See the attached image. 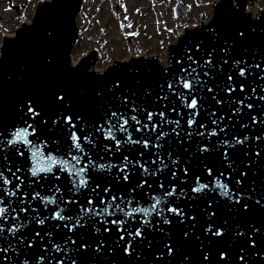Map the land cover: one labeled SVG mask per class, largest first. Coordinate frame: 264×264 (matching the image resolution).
Instances as JSON below:
<instances>
[{
  "label": "water",
  "instance_id": "obj_1",
  "mask_svg": "<svg viewBox=\"0 0 264 264\" xmlns=\"http://www.w3.org/2000/svg\"><path fill=\"white\" fill-rule=\"evenodd\" d=\"M258 1L218 0L209 21L200 26L184 28L177 42L169 46L166 65L162 64L157 56H139L127 61L116 60L104 71H98L95 66L99 63L100 57L95 49L79 58L76 64L73 63L72 54L79 40L77 19L85 0L40 1L36 5L31 22L24 23L15 30L14 35L3 39L0 47V54H2L0 57L2 58L0 59V121L3 124H0V129L11 130L13 126L24 127L18 105L26 99H33L39 105L37 110L40 116L34 120L28 117L24 119L36 128L35 135L29 136V139L35 143L46 144L41 149L45 154L51 152L56 156L66 157V153L71 150L70 131L76 132L81 137V146L87 154L83 162H87L88 157L91 156L98 163L120 164L122 158L128 156L130 160L139 159L152 170L159 164L158 160L157 164L151 162L157 159L153 153H159L168 164V168H164L157 176L150 178L152 181H157L152 183L151 189L145 185L143 189H137L132 195L139 200L141 206L147 207L152 203L151 196L162 195L165 189H170L169 181H171L176 186V193L167 197L160 207L165 208L166 211L165 205H171L175 201L173 206L182 207L186 213L197 217L195 227L191 220H187L184 224L174 222L170 228L165 226L164 232L150 231L148 239L152 241L151 247L148 246L147 241L139 244L133 241L138 255L134 253L131 256L125 255L119 248L114 254L109 253L108 247H112L118 240L116 226L108 225L113 228L110 233H104L102 229L99 233L86 230L80 235L90 245H94L96 240L100 239L108 247L104 248L103 254H97L90 246L88 251L81 252L77 264H245V262L246 264H264V208L253 203L249 211L241 210L238 214H233L223 202L227 197L220 195L219 191L211 193L209 197H205L204 193H191L197 196L196 199H185L180 196L181 188L186 193H190L197 177H200L201 183H207L212 179L204 169L205 163L213 169L214 175L223 171L225 176L221 177V180L229 183L231 188L237 174H232L230 183L227 177L231 169L227 167L221 150L212 146L220 139L231 140L233 136L243 139L245 134L249 137L245 144L237 145L234 151L230 150V156L234 162L233 168L248 172L241 186L245 194L252 196L253 199L264 195V123L253 124L251 120L253 116L257 120H260L261 116L264 119V102L255 100L256 96L264 94L260 92V88L264 87V72L255 67V64L260 63L261 68H264V9L256 14L249 10ZM190 8L188 4L178 3L174 7L175 17H185ZM238 31H244L245 37L240 38ZM226 41L229 48L227 53L222 50ZM210 53L212 65H206L205 61ZM225 60L228 61L227 64L224 63ZM235 60L242 61L240 67L244 66V62L252 65L251 74L246 73L245 77H239L238 69L233 64ZM184 69L189 71L194 69L193 75L198 73L202 81H207V85L213 87L212 93L207 91V87L193 89V94L199 101L200 115L196 118L197 123L191 127L187 122L190 110L183 107L181 100L173 94L175 91L188 95V90L178 86V77L182 74L187 75V72H182ZM205 72H209L210 79L204 76ZM230 74L233 75L232 83L237 85L236 91L231 96L224 90L229 83L227 77ZM241 81L244 82V92H241L238 87ZM169 82H172L173 90L168 88ZM252 88H256L255 93H252ZM57 93L65 94L67 106L60 108L55 102ZM213 95L216 100L223 99L224 103L217 104L212 98ZM237 99H243L245 104L252 102L253 108L248 110L241 107L238 113L231 114ZM133 106L136 111H132ZM173 108L176 111H172ZM161 111L165 113V119L179 121V126L175 123L162 125V130L169 133L159 142L163 145L162 148L152 147L156 134L161 130L160 127L157 128V133L147 129L138 132L136 129L140 125L129 119L127 127L132 138L149 139V147L145 149L142 145H129L124 140L127 133L116 131L115 137L121 141L119 151L116 149L114 140L110 141L105 137L104 132L97 130L101 125L107 129L106 120L112 112L122 113L125 118L134 115L143 124L148 123L147 112ZM57 112L72 116V122L76 127L71 128L63 122L52 126L51 121ZM212 113H215V116ZM77 114L82 117L81 121L76 120ZM219 117H224V120L222 122L218 120V124L213 125L211 121ZM152 123L159 125L160 117L154 115ZM200 124H204L205 127L201 129ZM225 125H227L226 133L220 131ZM241 125H247V127H241ZM173 127H176L180 136L172 133ZM213 129L218 136L208 135ZM197 131H203L205 135L197 136L195 135ZM188 132L193 133L190 138L186 135ZM84 136H88L91 143L84 141ZM256 136H260L261 139L255 140ZM201 142L212 147V151L205 153L203 157L197 152ZM105 145L111 148L110 152L105 150ZM141 151L144 152L143 157L139 155ZM245 151L248 152L247 156L243 154ZM257 151L260 152L259 157L255 156ZM168 153L172 154L171 158ZM73 154L76 153L73 152ZM172 160L177 163L172 164ZM246 161L252 163L251 168H245ZM8 164L15 171L17 166L26 165V161L24 158L17 157L10 149L9 160L5 162L0 159V169ZM181 164L188 167V175L183 174ZM169 169L176 171L175 178L172 177ZM94 171L96 170L89 169L88 187L81 188L74 197L81 202L89 194L94 201L99 200L96 193H91V188L95 184L91 178ZM54 172L61 177L60 180H55L51 174H48L47 179L42 175L40 183L34 184L33 187L42 195H51L53 186L59 185L65 193V199L69 198L68 189L71 185L68 182L67 173H61L58 168L54 169ZM117 172L118 169L113 168L111 172L98 173L101 177V188L107 182L103 177L114 176ZM129 172L132 173L129 183L122 180L117 183L113 179L111 187L117 195L127 194L129 188L140 178V172H133L131 165ZM5 175L11 179V173L5 171ZM159 181L164 183L165 189L159 188ZM28 190L26 180L22 191ZM97 191L99 195H103L100 189ZM207 198L215 199L213 208L217 212L215 217L217 223L227 222L226 235L223 239L211 240L203 235V227L207 221L202 210L207 206L205 203ZM57 199L59 202V197ZM135 205L136 200L133 201V206ZM32 206L38 209L41 216L50 214L55 207L49 205L45 210L44 205L38 200L32 201ZM61 206L66 209V214L71 207L66 204ZM168 215L171 218V213ZM149 219L155 221L158 217L153 214ZM56 223V221H46L44 228L52 230L53 238L60 241L67 230L62 226L60 229H55L53 225ZM140 226L139 216L126 218L125 227L128 231H134ZM253 226L261 229V232L254 237L256 240L254 248L250 246L249 240V235L254 230ZM29 227L35 226L29 225ZM95 227L100 228V225L97 224ZM144 227L147 228V225ZM235 228H239L245 235L237 236ZM190 230L193 234L185 238L184 233ZM169 233H171V243L174 247L173 256H169L163 247L165 241L169 239ZM123 234L127 240L129 238L127 232ZM198 236L200 239H197ZM123 243V241L120 242L121 245ZM221 251L225 253L223 259L219 256ZM206 252L209 253V261L204 260ZM161 253H163L162 259H157ZM54 255L59 256L62 253H54ZM241 255L245 257L244 261L239 260ZM0 264L4 262L0 260Z\"/></svg>",
  "mask_w": 264,
  "mask_h": 264
},
{
  "label": "snow or ice",
  "instance_id": "obj_2",
  "mask_svg": "<svg viewBox=\"0 0 264 264\" xmlns=\"http://www.w3.org/2000/svg\"><path fill=\"white\" fill-rule=\"evenodd\" d=\"M123 27V24L121 25ZM128 27H131L129 24ZM51 35V33H49ZM238 36L240 38L245 37L244 31H238ZM228 41L225 42V47L222 49L225 53L229 51L227 47ZM2 57V54H0ZM2 59V58H0ZM191 60V57H189ZM225 64L228 63L227 60L224 61ZM242 61L235 60L233 62L234 66L238 69V76L243 78L246 76V73H250L252 65L244 62V66L240 67ZM206 65H212L211 53L209 58L205 61ZM257 69H260L261 72H264V68H261L260 63L255 64ZM210 71V70H209ZM182 72H187V75H181L178 77V86L188 90V95H185L184 92H173L182 102V106L189 109L188 112V125L197 123V116L200 115L198 110L199 101L196 96L193 94L194 88L207 87L209 93L213 92V87L207 85V81H202L198 73L193 75L195 70L184 69ZM205 77L209 76V72L204 73ZM227 80L229 83L225 86V91L229 96L236 91L237 85L233 84V75H228ZM241 92L245 91L244 82L241 81L238 85ZM168 88L173 90L174 86L172 82L168 83ZM252 93L256 92V88L251 89ZM260 92L264 93V87L260 88ZM189 96L191 97L189 99ZM166 98V97H165ZM217 104H223V99L216 100L215 95L212 97ZM252 99L251 97H246ZM256 101L264 102V94L255 97ZM55 102L63 108L67 106L68 101L66 100L65 94L57 93L55 96ZM246 108L251 110L253 108V103L249 102L245 104L243 99L235 100L231 114L235 115L240 111V108ZM39 105L33 99H26L18 105V111L22 113L20 119L23 121L24 127H15L13 126L11 130L7 128L0 129V159L7 162L9 160V150L11 149L17 157L24 158L26 165H19L13 171L10 164L6 165L5 168L0 169V260L4 264H77L81 252L88 251L91 246L93 251L97 254H103L104 248L108 247L104 244L103 240L97 239L94 245H90L87 240L83 239L80 233L85 232L86 230H91L94 233H99L101 229L104 233H110L113 231V228L108 227L109 224L116 226L115 231L118 234V240L114 243L112 247H108L109 253L114 254L117 251V248L121 249L125 255L131 256L134 253H137V248L134 247L133 241L137 244L147 241L149 247H151L152 241L148 239L149 233L152 230L164 232L165 226L168 228L172 227L174 222L179 224H184L187 220H191L193 226L195 227L197 217L195 215H189L184 211L182 207L173 206L175 201L171 205H165V208L160 207V205L166 200L167 197L173 196L176 193V186L171 181H169L170 189H165V185L162 181H159V188L165 189L162 195H153L151 196L152 203L147 207L141 206L139 200L133 196V193H136L137 189H143L145 185L149 189L152 187V183L157 181L150 180L151 177H155L160 173L164 168H168V164L165 163L163 156L159 153L154 152L153 155L156 156V160H152L153 164H159L156 168L150 170L145 163H141L139 159L130 160L128 156H124L120 164H113L111 162L98 163L96 160H93L91 156L88 157L87 162L84 161V156L87 155L84 153V149L81 146V137L76 134V132L70 131L69 139L71 140L70 151L66 153L65 156H56L53 153L45 154L41 149L46 144L35 143L29 136L35 135L36 128L33 124L28 123L27 119H35L37 116H40V112L37 110ZM196 110V111H191ZM132 111H136L135 106H133ZM145 111H147L145 109ZM172 111H176L175 108ZM158 115L160 117L159 125L152 123L153 116ZM215 116V113H212ZM76 120L81 121L82 117L77 114ZM129 119L135 122V124L140 125L137 127L136 131H142L147 129L153 133H157V128L160 127V131L156 134L155 142L152 143L153 148H162L159 142L168 136L169 133L162 130L163 124H173L175 123L179 126V121H172L165 119V113L163 111L158 113L147 112L146 119L148 123H141V121L136 116H131L125 118L124 115L118 114L117 112H112L107 118V129L103 125L98 128V131L104 132V135L110 141H115V146L117 151L120 150V140H117L115 137V132L119 131L122 133H127L124 138L125 143L129 145H142L143 148L147 149L149 147V139H133L129 129L127 127ZM115 120V123H113ZM219 121H223L224 117H219L218 119H213L211 122L213 125H217ZM252 123H264V119L257 120L255 116L251 118ZM72 116L66 115L61 112H57L55 118L52 119V126L58 125L61 122L68 124L71 128H75L76 125L72 122ZM48 123V121H44ZM0 124H3L0 121ZM151 125V126H149ZM199 127L203 129L204 124H200ZM241 127H247V125H241ZM31 130V131H29ZM172 133L180 136V133L177 131L176 127L172 128ZM221 132L227 131V125L224 128L220 129ZM7 133V134H5ZM187 137H191L193 133L188 132ZM197 136H204L203 131H197L195 133ZM209 136H218V133L215 129L211 130L208 133ZM84 141L91 143V140L88 136L83 137ZM249 137L245 134L243 139L239 136H233L231 140L225 138L217 141L212 147L221 150L222 157L227 164V167L231 169L228 173L227 179L229 182H232V174L236 173L237 178L232 187H229V183H225L221 180V177L225 176L223 171L219 172L218 175L213 174V169L209 167L206 163L204 164V169L207 174L212 177V179L207 183H201L200 177L196 178L195 186L190 189V193H186L183 188L180 190V196L185 199H196L197 196L191 195V193L200 194L204 193L205 197H209L211 193L219 191L220 195L227 197L223 202L225 206L233 214H238L241 210L249 211L251 205L254 203L262 208H264V195L253 199L252 196L247 195L243 192L242 184L243 178L247 177L248 172L245 170L233 168V161L230 156V150L234 151L237 145L243 146ZM255 140H260V136L254 137ZM57 143V141H53ZM183 143V140H181ZM212 147L201 142L197 148V152L203 157L205 153H210ZM105 150L110 152L111 148L108 145H105ZM75 152L76 154H73ZM28 154L27 156L25 154ZM245 156L248 155V152L243 153ZM140 157H143L144 152H140ZM169 158H171V153H168ZM256 157L260 156V152L255 153ZM101 159H103L101 157ZM258 161V160H257ZM172 164H176L177 161L172 160ZM186 164V162H185ZM132 166L133 172L139 171L140 178L136 180L135 184L129 188L127 194L117 195L113 192L111 183L113 179L119 183L121 180L125 183L130 182V176L132 173L129 172V166ZM183 168V174L188 175V167L184 164H181ZM252 163L250 161L245 162V168H251ZM59 169L61 173H67L68 182L71 185V188L68 189L69 198L65 199V193L62 191L59 185H54L51 189V195H42L39 191H36L33 185H38L40 183V178L43 175L47 179L48 174H51L55 180H60V176L56 175L54 169ZM96 170L92 173V180L95 181L94 186L91 188V193H96L99 196V200L94 201L91 194H89L83 202L79 199L74 198L81 188H87L89 185L88 173L89 169ZM113 168L118 169V172L114 176H105L103 179L107 181L103 184L101 188V177L98 173H103L105 171L111 172ZM5 171L11 173V179L5 175ZM173 178L176 176V171L169 169ZM20 173V175H18ZM28 182V191H22V188L25 185V181ZM16 181V183H14ZM98 189L103 192V195H99ZM235 189V191H233ZM254 190V189H253ZM111 193V195H109ZM57 197H59V202ZM38 200L41 204L44 205L45 210L48 209L49 205H54V209L50 214H44L41 216V213L37 208L32 206V201ZM136 200V205L133 206V201ZM215 202L214 198H207L205 200L206 207L202 210L206 217V224L203 227V235L209 237L211 240H220L223 239L226 235L225 221L223 224H218L215 217L217 212L213 208ZM69 205L70 210L67 211L61 205ZM168 213H171V218H169ZM153 214H155L158 219L152 221L149 219ZM140 217V227H137L134 231H128L125 227L126 218L129 217ZM56 221L57 223L53 225L55 229H60L61 226L66 229L64 236L60 238V241H57L53 238L52 230H45L44 226L46 221ZM97 224L100 225V228L95 227ZM29 225H34L35 227H29ZM147 225V228L144 227ZM253 231L249 235L250 246H256V240L254 237L261 232L260 228L253 226ZM43 232V235L41 233ZM127 232L129 237L125 240V235L123 233ZM71 234V235H70ZM193 233L190 231L185 232V238H188ZM235 234L237 236L245 235L244 232H241L239 228H235ZM75 237V238H73ZM197 239H200L198 236ZM123 241V245L120 242ZM71 246V247H70ZM163 247L167 250L169 256H173L174 247L171 243V233H169V239L165 241ZM35 250V251H31ZM243 251V250H241ZM11 253V256H9ZM54 253H62V255L56 256ZM259 255V253H257ZM221 259L225 257V253L221 251L219 253ZM163 253H161L157 259H162ZM204 260L209 261V253L206 252L204 255ZM240 261H244L245 257L241 255L239 257ZM246 264V262H245Z\"/></svg>",
  "mask_w": 264,
  "mask_h": 264
},
{
  "label": "rangeland",
  "instance_id": "obj_3",
  "mask_svg": "<svg viewBox=\"0 0 264 264\" xmlns=\"http://www.w3.org/2000/svg\"><path fill=\"white\" fill-rule=\"evenodd\" d=\"M40 1L43 0H0V47L5 37L31 22ZM217 1L85 0L77 19L79 40L72 60L76 63L95 49L100 51L95 68L99 71L116 60L127 61L139 56H157L166 65L167 56H163L167 55L169 46L177 42L184 28L209 21ZM178 3L191 7L185 17H175L174 7ZM263 9L264 0L249 8L253 14Z\"/></svg>",
  "mask_w": 264,
  "mask_h": 264
},
{
  "label": "bare ground",
  "instance_id": "obj_4",
  "mask_svg": "<svg viewBox=\"0 0 264 264\" xmlns=\"http://www.w3.org/2000/svg\"><path fill=\"white\" fill-rule=\"evenodd\" d=\"M97 52L100 54V51H99V50H97ZM166 56H167V55H166V54H164V56H163V57L165 58ZM163 60H164V59H163ZM159 61H160V60H159ZM77 62H78V61H77ZM77 62H76V63H77ZM73 63H75V62H73ZM76 63H75V64H76ZM96 66H97V65H96ZM96 66H95V68H96ZM100 69H101V68H100ZM97 70H98V69H97ZM98 71H99V70H98ZM102 71H103V70H102Z\"/></svg>",
  "mask_w": 264,
  "mask_h": 264
}]
</instances>
